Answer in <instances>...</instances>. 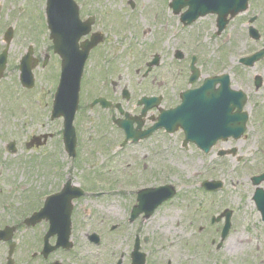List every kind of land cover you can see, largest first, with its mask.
Listing matches in <instances>:
<instances>
[{"label": "flooded vegetation", "instance_id": "af4514ba", "mask_svg": "<svg viewBox=\"0 0 264 264\" xmlns=\"http://www.w3.org/2000/svg\"><path fill=\"white\" fill-rule=\"evenodd\" d=\"M213 1H217L215 5L220 2L226 11L219 12L217 9L199 14L193 19H190L194 11L188 3L189 0H183L178 5V11L173 9L171 0L164 4H153L157 7L154 9L157 17L161 15L160 9L162 15L169 12L175 20V25L179 26L180 33L185 32L184 37L178 39V45L170 57L165 51L170 42L167 39L162 40L164 54L161 56V63L166 55L167 60L170 59L175 65L167 69L168 73L162 83H157L160 88L170 86L166 90L140 91V94H135L134 90L125 92L123 88L118 93V79L121 78V73L115 64L86 68V104L79 112L76 126L80 139L86 137L93 140L96 149L103 150L91 153L93 160L99 162L89 161L87 166L85 159L83 165L78 162L72 168L71 164L75 162V158L69 156L63 147L61 149L66 158L65 163L60 162L58 154L61 149L58 144L59 149L53 156L52 165L45 171L38 186L40 197L37 199V208L40 209L45 202L41 193L55 196L52 210L57 224L55 231L57 233L59 229H69L73 247L66 253L72 255V259H79L82 264H234L229 251H235V248L240 250L243 244L237 241L229 242V236L222 244L218 243L226 222L225 218L216 219L222 211L211 212L203 217L202 211L194 202V207L187 202L198 194L202 195V180L198 178L192 182L173 177L156 178L154 170L147 175L148 163L153 154V150L150 151L153 148L148 144L159 133L164 136L176 134L180 149L195 153L196 162H200L201 155H211L210 165L213 169L219 166L220 157L242 153L247 149V145L250 146V138L256 137L262 145L259 147L262 159L258 168L264 170V0H199V3L206 6L208 2L209 6L212 2L213 6ZM98 3L89 2L82 5V14L86 18L105 16L104 20L108 22L117 20L118 13L113 17H109L110 12L100 13L96 6ZM98 22L99 19L92 30L102 33L104 24L98 27ZM150 31V28H147L145 33ZM178 32L175 31L174 34ZM193 43L196 44L195 47ZM52 56L59 58L57 54ZM249 57L256 59L251 63ZM246 58L244 63L243 59ZM153 69L147 74L144 69L141 74L144 87L151 90L156 84ZM134 70V73H140L138 67ZM173 74L175 76L172 79ZM210 79L214 81L205 83ZM53 80H59L57 72ZM55 90L56 86L53 96ZM154 96L161 98L156 107L146 108L144 103H140L143 97ZM98 98H103L104 102L94 103ZM201 102H211V105H202ZM177 106L181 107L184 123L176 131L168 133L165 129L149 130L158 122L157 118L162 110H171ZM210 120L212 129L208 133L206 124ZM197 121L202 122V127L197 125ZM194 127L200 130L199 135L204 134L205 139L201 144L208 145L210 139L217 138L207 153L196 142L187 140L188 133L194 134ZM126 128L141 137L150 132L147 137L136 142L129 140L123 147L125 152L140 149L145 153L141 157L132 156L137 166L134 171L125 170L124 177L116 175L115 178H110L108 176L115 173V164L120 166L124 163L121 156L125 152L112 156V145L118 142L119 147L121 146L126 138ZM111 137L119 139L112 142ZM77 154L78 159L86 157L82 148H78ZM125 165L130 166L131 162H125ZM199 169L200 167L195 170ZM177 182L187 187H198V190H184L188 193L182 195L180 189H175L173 198L153 209L152 188L178 186ZM172 199H175V202L170 205ZM212 202L217 208V199ZM168 205L182 214L177 215L178 219H185L177 232L182 236L180 242L172 247H169V243L162 242V239L156 240L155 237L154 219H160L158 212ZM189 209L186 217L184 214ZM108 215H112V219L104 226ZM49 222L48 219L41 221L37 229L39 242L49 229ZM162 230L167 233L171 226H163ZM208 230L214 231L215 242L203 240V232ZM98 238L102 241L96 244ZM55 241L56 237H53V242ZM41 249L42 247H38L39 252ZM37 255L42 257L40 253Z\"/></svg>", "mask_w": 264, "mask_h": 264}, {"label": "rangeland", "instance_id": "374dc122", "mask_svg": "<svg viewBox=\"0 0 264 264\" xmlns=\"http://www.w3.org/2000/svg\"><path fill=\"white\" fill-rule=\"evenodd\" d=\"M80 1V0H79ZM99 3L96 5L99 11H105L110 12V16L112 14L118 13L119 15L124 12L123 19L127 20L129 24L131 25L130 30H133V32H125L118 33L116 37L109 36V30H107V41L108 43L105 46L112 47V49L108 52H113L114 54H122V57H120L117 61V68L119 69L121 73V78L118 79L119 86L117 87L118 93L121 89L127 88L129 91L134 90L135 94H140V91H157L162 92L166 90V88H169L170 86H161L158 87L157 83L159 80H164V77L168 73V70L175 65L170 62V59L167 60L166 55L164 56V60H166L157 67L153 69L154 76L156 77V84L155 87L151 90L147 87H144V81H141L142 79V72L145 67L140 68V73H134L136 72L134 70L130 71L127 66V62L131 60L130 54H135L136 56L138 54H146V59L150 56H153V52L160 48L159 44L156 43L155 45H149L153 42H155L157 30H159V33L164 32V38L169 39L170 45L165 48V51L168 53V57L171 56L173 49L177 47L178 39L181 37H184V33H181L178 36L173 35V30L177 29L175 26V20H173L168 12L166 15L168 16V20H166V16L162 15V10L159 7L161 11L160 16H156V10L155 7L152 8L150 11L152 13V18L155 20L156 24L161 25L165 20V24L162 26V29L157 26H155V22L153 19L149 17L150 13L147 12L144 17L138 18L136 15L138 14V9H135L134 12L130 8H132L134 5H139L141 7L148 8L154 1V4H164L168 2V0H134L131 2L130 8L125 9V7H118L121 6L124 2H127V0H95ZM100 4V6H99ZM144 4V5H143ZM45 7H46V0H0V38L2 37L4 30L6 27L14 25L15 26V33L18 34V36L14 35V38L11 42V46L9 49V54L12 55L13 58L19 57L21 54H23L27 47L32 42L36 49L38 48L39 54H46L49 48L50 39L48 37V27L46 23V15H45ZM139 8V9H140ZM136 15H134V14ZM145 13V9L143 11V14ZM109 16V17H110ZM115 18V17H114ZM117 19H120L121 17L117 16ZM122 19V18H121ZM105 22V21H104ZM106 23V22H105ZM136 24V26L139 27L138 30L135 31L134 34V28L133 26ZM107 26H104V29H106ZM150 28V32H148L145 35V32L142 31L143 29ZM116 29V28H115ZM120 29L122 30L123 27ZM112 35H116L115 32H111ZM132 34V35H131ZM137 37L136 40L135 36ZM145 35V36H144ZM144 36V37H143ZM132 38V39H131ZM141 41L142 44L141 45ZM159 41V40H158ZM131 43L132 48L128 52L127 45ZM146 44V45H145ZM141 46V48L139 47ZM5 47L4 39L2 38L0 40V50ZM125 48V49H124ZM101 48H97L92 51L90 63L92 62V59L94 56L99 57ZM114 49V50H113ZM162 50L159 52V54L162 56L164 54ZM149 52V53H148ZM112 53V54H113ZM49 54H53L51 51ZM143 56V55H142ZM139 58V61H142L143 57ZM149 57V58H150ZM148 58V59H149ZM163 59V58H162ZM14 62L11 60V57L9 58V64L12 65ZM56 57L52 59L51 64L49 66V69L47 70V73L44 77L40 78L44 72L42 69L37 68L36 70V88L31 91L23 90L20 88L18 80H16L14 77H18V69H15V66H10L5 70L4 75L7 77H10L8 79H3L0 81V87L6 88L10 95H12V99H7V95L0 96V124L2 126L0 127V159L1 157H7V163L3 164V162H0V170L1 172H4V175L0 177V199L3 198L4 200L9 201V193H12L15 198H18L19 195L23 196L25 195L24 199H16L15 205L10 206L9 208H6L5 204L0 205V213L3 212L6 216H10L9 218L4 216L3 214L0 215V225H2L5 221L7 224H11V221L14 218H20L27 214L29 210L34 209V207L37 204V199L40 197V194L38 192H28V190L35 189L40 180L42 179L41 174L42 171H36L35 167L32 165L30 168L24 171V174H21V171L17 170V165L21 163L20 160L15 161V168L13 166V162L10 159H15L17 157H22L23 155L20 153L24 151L22 148L17 153H19L17 156H11L8 154H5V148L6 143L11 141L12 139H15L19 143V147H23L21 145L24 140H27V138L31 135H39L44 132H51L55 129L57 130V127L55 124L47 120L49 118V111L48 108L51 106V94H52V86L53 85V71L51 69L56 68L57 64ZM101 65V61H97L96 66ZM95 65H92L94 67ZM171 66V67H170ZM135 67V65H134ZM170 67V68H169ZM169 68V69H168ZM168 69V70H167ZM152 75V73H151ZM175 74L172 75V79L174 78ZM35 84V85H36ZM11 102V104H10ZM11 105V106H10ZM10 107V108H9ZM14 110L10 112V110ZM22 109V111H20ZM21 114V115H20ZM35 121L37 123H35ZM45 121V122H44ZM44 122V123H43ZM43 123V124H38ZM253 125V123H252ZM27 137V138H26ZM112 138V142L117 141L119 138ZM79 146L82 148L83 154L86 156L84 159H78L77 161L80 163V165H83L87 160V166L89 161L93 162H99V160L94 161L91 153L103 151L97 150L96 147L93 144V140H90L86 137L79 139ZM108 141V139H106ZM105 141V140H104ZM111 142V143H112ZM58 141L51 140L50 142V148L47 147L44 153L48 152V156L52 157V155H55L56 150L58 151ZM118 143V142H117ZM117 143H114L113 145H116ZM179 139L177 138V135L174 134L172 136H164V135H157L155 136L154 140L151 141L148 145L153 148L150 149V151L153 150V154H151V160L149 161V169L147 175H150V172L153 170L155 171L156 178H180L185 179L188 181L195 182L197 178L200 179H206L209 177L212 178H219L225 180L224 188L221 192H219L216 195L217 199V205L218 208L223 205H228L230 208L234 210V221H235V227L232 231V235L230 236V241H237L244 243L245 248H249L251 251H247L244 247L242 249L235 248L233 250H230L231 253L230 258L231 261H234V264H244V262H240L239 260L235 259L237 254H247L246 258L244 259L245 262H249L251 259V262H254L255 264H264V224L261 222L260 215L252 201V194L254 192V187L252 186V183L250 182V177L254 174H257L260 170H258L259 161L257 160L259 158L257 152H259V145L258 140L256 137H251L248 141L247 149L244 150L242 153H238L237 155H229L228 157H220L219 161V167L216 169L211 168V155H201L200 162H196L197 155L195 153H192L190 151H183L180 149L179 146ZM254 144V145H253ZM84 148V149H83ZM114 150H117L116 146H113ZM33 153L34 150H28ZM1 152H3L1 154ZM51 153V154H50ZM145 153L144 150L136 149V151H126L121 156L122 161H124L123 165H120L117 163L115 164V173L112 175H109L110 178H115L116 175H119V177H124L123 172L125 170L127 171H134V168H137L135 164V160L132 158L133 155H137L138 157H141ZM88 155V156H87ZM30 156V155H29ZM34 156V155H33ZM199 156V155H198ZM58 157L60 159V162L65 163L66 155L63 154V150L61 149L60 154H58ZM238 158H240L241 163L245 162L247 163L245 166L240 167L241 163L238 162ZM34 163V161L31 160L30 163ZM52 162L51 159H48L47 163ZM76 162V165L78 164ZM92 162V163H93ZM125 162H131L130 166L125 165ZM196 162V163H195ZM8 164V166H7ZM196 164H199L197 166ZM228 164V165H227ZM236 164V165H235ZM5 165V166H4ZM90 165V163H89ZM201 165L203 166L201 168ZM236 166V169H231L227 166ZM28 166V164H27ZM72 168L75 166V163L73 162L71 164ZM199 170H195L198 169ZM89 167H86V169ZM170 169V170H169ZM47 170V169H46ZM151 170V171H150ZM77 171H75L76 173ZM14 173V174H13ZM46 173V172H45ZM84 173H86L84 171ZM19 174L22 176H19ZM5 178H10L9 180ZM15 176H18V179L20 181V185H25L24 189L21 190V187L17 185L18 179L12 180L15 178ZM14 183L16 186H14ZM178 186L177 188L182 191L184 190H197V187L189 188L183 184H179L177 182ZM261 186L264 187V182L261 184ZM15 187V191L13 188ZM18 189H17V188ZM12 190V191H10ZM28 192V193H27ZM199 195V194H198ZM212 198L206 197V199L203 202V205L200 209H208L212 207V209L215 207L216 204L213 203ZM202 202V199L199 196H196V202ZM36 202V203H35ZM188 203H190L187 200ZM186 204V202H183ZM177 204V203H176ZM191 207H194L192 203ZM203 207V208H202ZM28 210V211H27ZM218 210V209H217ZM190 209L185 213L184 215H188ZM177 215L180 214L177 210L173 208V206H166L162 210H160L155 217V227H156V240L162 239V242H171L179 243L180 238L182 237L177 233L180 231L183 223L185 222L184 217L181 219H178ZM11 217L13 219H11ZM163 217H173L171 220H165ZM112 219L111 216H107L106 224ZM162 219V220H161ZM5 220V221H4ZM160 223L159 230L157 229V224ZM178 223V224H176ZM181 223V225H179ZM165 226L166 228L171 226V230L166 232H162V227ZM165 230V229H164ZM206 237V241L208 240L210 233L207 234L206 232L203 233ZM262 238H261V236ZM21 239L17 242L19 246V252H18V258L19 263L17 264H46L41 262H29L24 263L26 259L30 256V250H33L32 248H37L39 246V242L37 241V234L35 231H29L26 234L19 233V236ZM178 237V238H176ZM37 242V244H36ZM258 245L257 250H255V246ZM22 247V248H21ZM7 248L3 243H0V264H5L6 260V254H7ZM239 252V253H238ZM257 257H256V255ZM254 255V257H253ZM72 255L69 253H65L62 251H59L57 254H53L51 259L47 262L49 264L53 260H59L60 262L64 264H82L79 262V259H72ZM253 258V259H252ZM249 259V260H248ZM256 259V260H255ZM255 260V261H254Z\"/></svg>", "mask_w": 264, "mask_h": 264}, {"label": "water", "instance_id": "95a60500", "mask_svg": "<svg viewBox=\"0 0 264 264\" xmlns=\"http://www.w3.org/2000/svg\"><path fill=\"white\" fill-rule=\"evenodd\" d=\"M52 1H49V5H50V3H51ZM50 9V15H51V8H50V6L48 7V10ZM51 17V16H50ZM52 22V21H51ZM52 27H54L53 25H52ZM78 39V33H74V34H72L71 35V37H70V44H71V48H70V51L72 52L73 50H74V52L72 53V54H79L77 51H76V47H75V45H76V40ZM66 46V44L64 43V47H62L60 50L62 51V52H65L66 50H67V48L65 47ZM88 50H89V47H87L86 49H85V54H87V52H88ZM66 54V53H65ZM81 54H84V53H81ZM72 60L73 59H70V58H65V60H64V68L66 67V68H69V67H71L72 68V70L70 71V70H66L64 73H63V77H62V81H64V83H70L71 82V80L72 79H76V78H78L79 76H80V74H81V69H82V62L81 63H74V64H72V65H70L71 63H72ZM31 67H32V65H30ZM0 70H2V66L0 67ZM1 72V71H0ZM22 78H23V81L25 82H30V83H32V81H33V77H32V75L30 74V71L28 72V73H26L25 75H23L22 76ZM77 101V97H75L74 98V103ZM77 103V102H76ZM76 108V104H75V107H74V109ZM72 117H73V114L71 113V115H70V117L68 118V122L69 123H71V121H72ZM260 179H262V177H260V178H258L257 180H256V182L255 183H259L260 182ZM262 192V190L261 189H258L257 190V192H256V196H255V198H256V201H257V203H258V206L261 208V205H260V193ZM262 207H263V212H264V204L262 205ZM61 238L62 239H65L66 238V235H63V236H61Z\"/></svg>", "mask_w": 264, "mask_h": 264}]
</instances>
